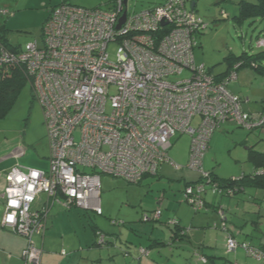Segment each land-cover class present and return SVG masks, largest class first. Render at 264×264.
Segmentation results:
<instances>
[{"label":"built area","instance_id":"1","mask_svg":"<svg viewBox=\"0 0 264 264\" xmlns=\"http://www.w3.org/2000/svg\"><path fill=\"white\" fill-rule=\"evenodd\" d=\"M0 16L11 14L0 10ZM206 29L185 0H160L139 12L114 0L107 10L59 5L50 11L40 43L15 53L0 44V70L21 66L30 80L49 148L46 171L14 166L5 175L1 226L25 240L24 264H41L33 238L44 235L55 206L102 215L100 175L137 185L163 164L180 169L168 157L177 134L190 136L187 167L197 169L221 125L264 128V114L249 115L228 90L238 66L217 79L196 65V36ZM256 46L264 48V38ZM22 154L20 149L17 156ZM203 188L186 190L195 211L203 209ZM160 215L155 212L154 220ZM97 237L102 245L104 237ZM238 248L264 264V246L227 238L226 253Z\"/></svg>","mask_w":264,"mask_h":264},{"label":"rangeland","instance_id":"2","mask_svg":"<svg viewBox=\"0 0 264 264\" xmlns=\"http://www.w3.org/2000/svg\"><path fill=\"white\" fill-rule=\"evenodd\" d=\"M113 1L66 0L65 4L84 9L107 10ZM193 1L196 2L195 15L207 24V29L196 36L199 47L194 50V60L197 66H203L213 76H225L229 70H234L237 65L234 62L242 54L251 56L264 52V49L256 46L257 40L264 36V20L253 17L241 19L240 16L243 3L255 4V0H185L188 9ZM26 2V0H0V10H9L13 13L11 17L0 16V27L5 30L6 44L13 48H23L34 41L41 42L47 10L37 4L39 0L30 1L32 7H23ZM159 2L160 0H128V8L130 12H139ZM236 74V80L230 82L228 89L243 100L242 109L253 115L264 111V76L249 65L239 69ZM186 76L187 74L184 73L182 78ZM246 100L249 102H245ZM197 121V119L194 121L193 126ZM4 137L17 140L22 150L28 148L31 150V146L47 142L42 111L33 98L29 83H25L20 88L10 111L0 119V139ZM171 144L168 157L184 168L180 172L163 164L159 167L157 176L144 179V184L140 185L129 184L122 179L106 175L99 176L102 216L88 213L91 217V225L97 227V231L104 235L109 244L98 247V239L95 238L93 248H113L115 243V246L120 247L118 249L120 252L117 251L120 257L123 258L125 253L130 254L136 264L137 259L149 260L150 264H177V260L185 264H198L195 251L188 239L183 238L179 241L184 244V248L170 249L169 246L155 248L150 245L146 236L151 226H156L159 222L144 223L143 217L147 215L151 218L152 213L157 210L167 217L166 220L161 218L162 223L176 220L187 232H190L189 230L208 232L209 245H211L210 240H213L210 236L220 233L219 218L212 208L214 197L210 193L205 196L209 207L206 206V209L200 213L194 212L184 201L185 185L195 183L200 178L198 172L187 169L190 136L177 134ZM253 150L264 151V130L249 133L232 123H225L214 132L209 141L208 150L202 160V170L223 181L248 175L253 171L252 164L248 161L250 151ZM235 198L237 200L221 198L222 206L228 208V205L231 206L236 201L240 205L249 206L246 207L249 216L247 219L253 222H257L258 214H264V192L246 189L245 193ZM254 198L256 203L253 206ZM215 199L220 200L219 197ZM252 212L257 213L256 216L250 214ZM251 215L254 218L250 219ZM261 217L259 219L263 223L264 217ZM227 218L229 221L230 214ZM112 222L116 224L112 225ZM261 228L264 229V223ZM111 239H115L116 242ZM200 239L201 237L197 238L198 241ZM252 242L254 245L255 242ZM145 247L148 248V257L139 256L140 249H147ZM238 251L250 263L256 264L242 249ZM233 255V253L227 254V257L214 260V263H211L210 259L209 264H234Z\"/></svg>","mask_w":264,"mask_h":264},{"label":"crops","instance_id":"3","mask_svg":"<svg viewBox=\"0 0 264 264\" xmlns=\"http://www.w3.org/2000/svg\"><path fill=\"white\" fill-rule=\"evenodd\" d=\"M26 1L23 7H32L30 1L35 2L36 0ZM65 1L66 0H39L37 4H40L41 8L47 10L48 18L50 11L59 5L65 4ZM195 3L196 2L191 3L190 10L195 11ZM7 11L13 16L12 12L9 10ZM231 93L233 92L231 91ZM233 94L237 95L236 93ZM245 102H249V100ZM260 112L264 113V111ZM20 145L21 144L15 139H8L7 137L0 139V264H24L21 260V253L26 245L22 237L13 234L10 230H6L1 226L4 213L2 195L5 188V175L14 166H19L23 170L36 169L45 171L48 168L49 148L47 142L41 145L35 144L33 147H30L31 150H29V148L28 150L23 149V154L17 156L21 149ZM141 184H144V182ZM162 199L160 201H162ZM44 200L45 197H41V202ZM233 200L237 199L233 198ZM215 201L217 202L215 203ZM252 202L254 206L256 201L252 199ZM220 203L221 200L214 199L212 202V205H214V207L212 206L213 210H215L216 205ZM39 206V204L35 205L33 209H39ZM246 207L249 206L240 205L238 201L233 202L231 206L228 205V208L225 207L230 214L229 223L231 227L229 231L225 233L220 232L216 236L212 234L210 236V238L213 239L212 241L210 240L211 245H209L208 232H191L192 230H189L190 232H185V237L172 235L168 227L164 225L166 222L162 223L161 221V218H167L162 213L158 225L151 226L146 236H148L150 245L155 246V248L168 246L170 249L184 248V244L179 241H182L183 238L188 239L190 246L193 247L195 251L194 255L199 254L208 258L209 254H211V258L213 259L211 262L214 263L213 261L220 259V257H227L226 255L228 253L225 252V238L231 233L236 235L235 238L238 242H246L255 247L264 245V229L261 228L264 220L262 223L259 219L262 218L261 216L264 217V214H258L257 222H253L247 219L249 216H247L248 211ZM248 209L253 210L252 208ZM88 212L90 213L92 211ZM88 212L77 208L66 210L60 206H55L51 210L44 235L35 236V240L33 238L35 246L42 251L41 264H136L135 259L131 257L130 254L128 257H120V254L117 253L120 247L115 246V239H111L114 241L113 248H93L96 238L95 231L98 229L96 226L91 225V217ZM250 214L256 216L257 213L252 212ZM251 218L254 217L251 215L250 219ZM180 227L183 228L181 225ZM198 237H201L200 241L197 240ZM252 241L255 242L254 245ZM62 251L65 252V256L61 255ZM233 254V259L235 260L234 264H254L246 260L238 250ZM176 263L185 264L179 260H177ZM137 264H150V262L146 259H139L137 260Z\"/></svg>","mask_w":264,"mask_h":264},{"label":"trees","instance_id":"4","mask_svg":"<svg viewBox=\"0 0 264 264\" xmlns=\"http://www.w3.org/2000/svg\"><path fill=\"white\" fill-rule=\"evenodd\" d=\"M244 6H245V9H244ZM240 16H241V19L253 17L256 19L259 18V19L264 20V0H255V4L243 3V7L241 8ZM4 31L5 30L3 29V27H0V44L3 45L8 50H11V52H14V53L18 52L19 49H21V48H19V49L13 48V47H10L6 44ZM202 33H200V35ZM262 38H264V36ZM260 49H264V48H260ZM232 61H233V58H232ZM239 62H241V63L239 64ZM234 63L237 64L236 66H238V68L236 69V72L239 69H241L242 67L249 65L252 69L256 70L260 75H264V67H263V65H264L263 64L264 63V52H261L260 54H257V55L256 54L251 55V56H247V54H242V56H240L238 58V60ZM230 71L231 70H229L225 76H214V77L217 79L226 78L228 76V74L230 73ZM209 73H211V72H209ZM25 83L30 84V80H29L25 70L23 69V67L11 66V67L3 68L2 70H0V119H3L8 114V112L10 111V109H11V107H12V105H13L16 97H17V94H18L20 88H22V86ZM241 101L243 103L242 99H241ZM248 114L253 115L252 113H248ZM258 114L262 115L264 113L260 112V113H256L255 115H258ZM228 123H232L235 126H237L238 128L243 129L233 122H228ZM45 130H46V128H45ZM243 130H245L249 133H251L253 131H257V130L248 131L246 129H243ZM261 130H264V128ZM46 140H47V138H46ZM171 143H172V141H171ZM47 144H48V142H47ZM208 144H209V142H208ZM171 148H172V144H171ZM190 148H191V139H190V146H189V158H190ZM207 150H208V146H207L205 153L207 152ZM205 153L203 154V157H204ZM203 157H202V160H203ZM202 160H201V165L197 169H190L187 167V169H189V170L198 172L200 174V178L195 183L186 184L184 187L185 188L184 192H183L184 201L194 210V208L188 202L186 190L188 188H190L195 192L199 187H202V186L204 187L203 192L200 194V199L203 201V204H204L203 209H201L200 211L194 210V212L200 213L206 209V206H209V203L206 202V199H205V196L208 193H210L212 195V197H214V199L216 197L217 198L219 197L221 200V198L233 199V198L237 197L239 194L245 193L246 189H252V190L264 192V151H257V152L254 150L250 151V154L248 156V161L252 164V167H253L252 173H250L248 175H243L237 179H231V180H227V181L219 180L216 177H214L213 175H211L210 173L209 174L204 173L202 170ZM171 162H173V164H175L174 161L171 160ZM188 162H189V159H188ZM175 165L178 166L177 164H175ZM169 167L173 168L177 172H180L184 169L181 166H179L180 169H178V170H176L172 166H169ZM157 174H158V172H157ZM157 174L155 176H157ZM204 174H206L208 176L207 179L204 178V176H203ZM155 176H147L144 179H146L148 177H155ZM143 180L141 181V183L143 182ZM140 184H137V185H140ZM253 201H256V199L254 198ZM157 211H154L152 214H154ZM214 211L216 212V214L218 215V218H219V226L218 227L220 228V232L225 233L226 231H229L231 226H230V223H229L228 218H227V215H229L228 210L225 207H223L220 203L219 205L218 204L216 205ZM221 212H223V219L221 218V215H220ZM158 220H160V217L157 220H154L153 217L149 218L147 215H145L143 217L144 223L145 222L158 223ZM172 221L175 222L174 226H172V225L169 226V223ZM114 224H116V222H114V223L112 222V225H114ZM164 225H166L168 227V229L171 231L172 235H174V236L179 235L181 237L186 236L185 235L186 229L181 228L178 221L168 220V222L165 223ZM214 227H217V225H214ZM98 234H100L104 237V235L101 232L96 230L95 235H96L97 239H98V237H97ZM235 236L236 235L233 233H231L230 235H227L225 238V245H226L227 238H230V237L235 239V241L239 245H241L242 243H246V242H238L236 240ZM108 244H109V242L106 241L105 237H104V243L102 245L97 244V246L103 247V246L108 245ZM246 244L250 245L249 243H246ZM263 246L256 247V248H261ZM252 247H255V246H252ZM238 249H241V248H238ZM238 249H236V250H238ZM141 250L144 253H141ZM225 252H226V250H225ZM146 253L149 254L148 248L147 249L141 248L139 251V256L148 257V255H146ZM244 253H245V251H244ZM228 254H231V253H228ZM245 255H246V253H245ZM128 256H129V254L125 253L124 257H128ZM195 258H197L196 262L198 264H202L200 262L199 258L204 259L205 264H209L210 259H211V261L213 260L211 258V256H209L208 258H205L204 256L199 255V254ZM250 259H252V258H250ZM137 260H139V259H137ZM252 260L255 261L256 264H258V262L256 260H254V259H252Z\"/></svg>","mask_w":264,"mask_h":264},{"label":"water","instance_id":"5","mask_svg":"<svg viewBox=\"0 0 264 264\" xmlns=\"http://www.w3.org/2000/svg\"><path fill=\"white\" fill-rule=\"evenodd\" d=\"M124 1V4L127 3V0H123ZM125 20V15L122 16V18L120 19V24H122ZM165 25V23H162V26Z\"/></svg>","mask_w":264,"mask_h":264},{"label":"clouds","instance_id":"6","mask_svg":"<svg viewBox=\"0 0 264 264\" xmlns=\"http://www.w3.org/2000/svg\"><path fill=\"white\" fill-rule=\"evenodd\" d=\"M128 1V0H127Z\"/></svg>","mask_w":264,"mask_h":264}]
</instances>
